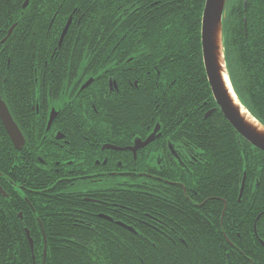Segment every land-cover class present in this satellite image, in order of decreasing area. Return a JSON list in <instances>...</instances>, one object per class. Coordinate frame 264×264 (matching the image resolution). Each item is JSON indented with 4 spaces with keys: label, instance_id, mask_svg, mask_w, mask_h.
Wrapping results in <instances>:
<instances>
[{
    "label": "trees",
    "instance_id": "1",
    "mask_svg": "<svg viewBox=\"0 0 264 264\" xmlns=\"http://www.w3.org/2000/svg\"><path fill=\"white\" fill-rule=\"evenodd\" d=\"M24 1L0 0V30L6 32L17 23L0 43V79L1 71L9 70L8 85L0 95L14 120L31 90L34 68L45 62L46 49H68L58 55L67 71L88 60L85 55L91 52L85 47L122 43L116 49L144 60L158 58L161 72L174 77L164 86L160 117L180 125L185 146L201 151L193 161L179 158L183 177L176 180L181 185H152L147 195L132 190L113 195L125 208L120 218L110 220L108 213L92 206L95 213H102L93 219V226L92 219L74 221L87 218L84 214L67 215L54 205L46 214L37 213L42 232L35 229L40 227L33 215L18 218L22 202L15 196L14 214L0 203V264H264L259 243L264 242V152L240 137L218 108L203 118L215 107L204 75L199 33L205 0H30L21 9ZM245 2L244 6V0L226 1L225 62L238 100L264 126V0ZM105 51L95 47L93 57L103 60ZM125 100L117 121L151 114L149 94ZM13 154L0 122V171L16 160Z\"/></svg>",
    "mask_w": 264,
    "mask_h": 264
},
{
    "label": "flooded vegetation",
    "instance_id": "2",
    "mask_svg": "<svg viewBox=\"0 0 264 264\" xmlns=\"http://www.w3.org/2000/svg\"><path fill=\"white\" fill-rule=\"evenodd\" d=\"M24 2L21 9L32 3ZM53 28L56 33L58 28ZM7 31L0 30V43H4L1 40ZM122 46L105 43L85 47L83 50L91 52L85 55L88 60L67 71L59 64L58 55L68 49L51 47L46 49L44 64L33 70L31 90L14 120L23 144L20 149L14 148L16 160L6 163L0 171V203L3 210L14 214L15 203L20 200L18 218L33 215L40 227L36 225V230H43L37 213L46 214L54 205L66 210L67 215L84 214L87 218L74 221L92 219L91 226L96 223L93 219L102 214L95 213L92 206L108 213L109 217L105 216L110 220L113 216L118 219L125 215V208L113 195L131 190L147 195L146 189L152 185L156 188L164 183L179 184L176 179L183 177L184 169L179 158L193 161L200 155V148L185 146L180 125L173 126L171 119L167 124L160 117L164 86L174 77L161 72L158 58L127 56L126 49H116ZM95 47L106 48L103 60L93 57ZM8 71H1L2 93L8 85ZM139 93L150 95L151 114L117 121V111L125 107V99ZM10 145L13 147L11 140ZM115 222L121 223L116 219Z\"/></svg>",
    "mask_w": 264,
    "mask_h": 264
},
{
    "label": "water",
    "instance_id": "3",
    "mask_svg": "<svg viewBox=\"0 0 264 264\" xmlns=\"http://www.w3.org/2000/svg\"><path fill=\"white\" fill-rule=\"evenodd\" d=\"M226 1L227 0H205L202 9L203 12L200 19V43L204 72L208 85L210 86L211 95L213 96L222 116L225 117L238 135L247 140L253 147L259 148L264 152V126L257 119H254L243 105L240 104L236 95H234L231 84H229L222 32V18L225 15L224 8ZM71 19L72 17L70 16L64 25L59 37L60 40L58 45H60L63 40L62 38L68 30ZM8 30L7 35L12 31L11 28ZM209 114L210 112H207L205 116H208ZM52 117L53 116L51 115L48 120V126L50 125L49 123L51 122ZM0 121L2 126H4L13 147L20 149L23 144V136H21L20 130L18 126H16L12 116L9 114L7 106L1 96ZM151 139L152 136L146 140V143H149ZM244 176L245 174H243L242 177L239 196L243 191ZM254 232L257 234L255 225ZM27 239L32 248L33 242L28 233ZM259 243H261L264 248V242L259 240Z\"/></svg>",
    "mask_w": 264,
    "mask_h": 264
},
{
    "label": "bare ground",
    "instance_id": "4",
    "mask_svg": "<svg viewBox=\"0 0 264 264\" xmlns=\"http://www.w3.org/2000/svg\"><path fill=\"white\" fill-rule=\"evenodd\" d=\"M228 85H229V84H228ZM100 215H101V214H100ZM100 215H99V216H100ZM118 224H121V225H122V223H118Z\"/></svg>",
    "mask_w": 264,
    "mask_h": 264
}]
</instances>
